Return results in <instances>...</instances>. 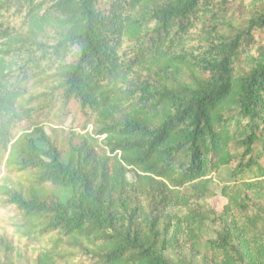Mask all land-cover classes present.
<instances>
[{
    "label": "trees",
    "instance_id": "16d2710c",
    "mask_svg": "<svg viewBox=\"0 0 264 264\" xmlns=\"http://www.w3.org/2000/svg\"><path fill=\"white\" fill-rule=\"evenodd\" d=\"M0 264H264V0H0Z\"/></svg>",
    "mask_w": 264,
    "mask_h": 264
},
{
    "label": "rangeland",
    "instance_id": "374dc122",
    "mask_svg": "<svg viewBox=\"0 0 264 264\" xmlns=\"http://www.w3.org/2000/svg\"><path fill=\"white\" fill-rule=\"evenodd\" d=\"M42 125L44 127V130L47 133H50V128L53 126V124L49 122H44L42 123ZM68 125H69V121L63 127L65 129H68L69 127ZM230 170H231L230 166H225V167H222L218 172L212 175V185L211 186H212V189L216 192V194L213 198H211L210 205L218 211L222 209L223 204L225 203V199L219 193L220 188L225 182H227L230 179ZM133 178L134 177L132 173L127 174L128 180H132ZM214 229L215 228L212 225L207 224L205 234L208 236H212Z\"/></svg>",
    "mask_w": 264,
    "mask_h": 264
}]
</instances>
